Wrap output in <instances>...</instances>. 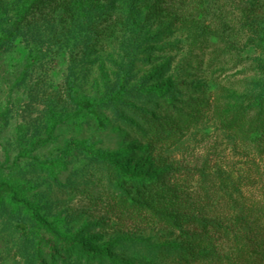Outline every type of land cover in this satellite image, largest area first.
<instances>
[{
    "label": "rangeland",
    "instance_id": "374dc122",
    "mask_svg": "<svg viewBox=\"0 0 264 264\" xmlns=\"http://www.w3.org/2000/svg\"><path fill=\"white\" fill-rule=\"evenodd\" d=\"M33 1L0 0V185L42 222L0 187V264H259L264 0Z\"/></svg>",
    "mask_w": 264,
    "mask_h": 264
},
{
    "label": "trees",
    "instance_id": "16d2710c",
    "mask_svg": "<svg viewBox=\"0 0 264 264\" xmlns=\"http://www.w3.org/2000/svg\"><path fill=\"white\" fill-rule=\"evenodd\" d=\"M46 0H35L32 2V4L29 6V8L27 9V12L31 11L32 8L34 6H36L37 4L43 3ZM27 15L26 11H23V13L21 14V18L19 21L23 20L25 18V16ZM126 89L124 84H122L119 88L117 93L114 96H111L110 98L102 101V102H97L95 100H84L79 104V108L77 110L78 113H82L85 111H90V110H95L98 108H102L106 105H109L113 102L118 101L122 96H124L126 94ZM169 102V101H167ZM247 125L244 127V132H245V136H247L246 139L251 140L252 142H264V138H263V133L260 130L259 124L250 121V119H248L247 121ZM120 174H123L122 171H120ZM129 178H143L144 181H146V184L148 186V189H151L152 187L157 186V182L155 179H148L142 176L136 177L134 175H130L127 176ZM142 180V179H141ZM1 188H7L8 191L10 192L11 195V199L12 202L14 204L17 205H23L27 210H29L34 219L38 222H42L41 217L39 216V212L38 209L31 206L28 202H26L25 200L21 199L19 196L18 191L12 186L10 185L8 182H2L0 185ZM180 201H178V199H176V197L171 196V203L169 202L168 204V209L170 211V214L167 216L175 225L177 228H180L181 226L184 225L182 219H184V222H189L188 217H195V213L199 212L200 210L196 209V207L192 206V205H186L184 202H182L181 199H179ZM133 201V200H131ZM173 201H175L173 203ZM182 230V228H181ZM221 232V231H220ZM197 239L199 241H201L204 244H210L212 246L217 247V249L220 247L221 243H223V239H224V234L223 233H219L218 231H201L197 233ZM189 240H192L190 238V236H187ZM71 243H67L65 245H69ZM55 248L51 247L50 248V253H54ZM264 259V255H262V257L259 259L260 263L259 264H264V262L262 261ZM230 264H250L245 260H238V261H229ZM257 264V263H255Z\"/></svg>",
    "mask_w": 264,
    "mask_h": 264
}]
</instances>
